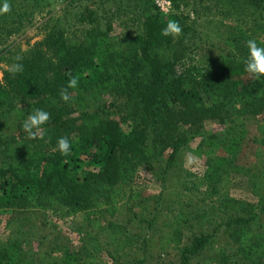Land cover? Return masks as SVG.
<instances>
[{
    "label": "trees",
    "instance_id": "obj_1",
    "mask_svg": "<svg viewBox=\"0 0 264 264\" xmlns=\"http://www.w3.org/2000/svg\"><path fill=\"white\" fill-rule=\"evenodd\" d=\"M146 2L143 33L136 36L118 39L110 35L111 27L95 26L76 39L51 28L29 53L7 61L23 64L24 70L16 74L4 70L0 80V126L7 120L9 127L12 120L15 128L12 134L3 130L6 126L0 129V212H20L36 204L63 209L68 217L86 214L101 225L128 201L141 200L145 186L138 181L140 168L167 154L170 168L197 137L202 138L200 147L205 142L210 147L206 152L210 179L235 170L241 173L237 169L242 146L214 134L204 141L202 124L211 120L236 125L264 116V79L247 73L243 64L246 41L254 38L264 45V39L252 29L230 28L220 35L224 52L219 57L205 63H196L195 57L179 59L172 50L174 38L163 36L161 29L169 19L182 26V18L177 14L165 18L157 6ZM87 17L94 24L90 10ZM4 61L0 57V63ZM246 75L251 78L246 80ZM72 79L77 81L74 88L68 87ZM65 88L68 102L60 97ZM106 95L114 102H105ZM85 96L93 100L91 106L85 104ZM121 98L127 114L121 120L109 117ZM37 108L50 114L41 126L43 139L29 138L22 127ZM61 136L72 145L67 155L56 148ZM220 205L238 254L255 255L254 264H264V234L253 232L250 220L237 215L236 200L224 198ZM182 241L176 235L168 243L179 247ZM209 241L208 236H196L183 251L185 261ZM55 250L60 257L54 264L88 263L81 253L64 247ZM51 254L42 256L41 264ZM22 256L17 240L0 241V264H22Z\"/></svg>",
    "mask_w": 264,
    "mask_h": 264
},
{
    "label": "rangeland",
    "instance_id": "obj_2",
    "mask_svg": "<svg viewBox=\"0 0 264 264\" xmlns=\"http://www.w3.org/2000/svg\"><path fill=\"white\" fill-rule=\"evenodd\" d=\"M156 1L149 0L157 6ZM8 3L10 11L0 14V57L6 60L0 63V80L11 66L7 61L15 62L29 53L51 28L76 39L95 26L102 30L111 27L110 35L118 39L136 36L143 33L142 12L147 6L146 0ZM171 4L167 16L159 10L165 18L173 14L182 18V33L173 39L172 49L179 59L195 57L196 63H205L219 57L224 52V38L220 35L230 28L252 29L264 39V0H171ZM88 10L94 24L89 22ZM250 78L245 76L246 80ZM86 99L85 104L91 106L93 100L89 96ZM102 99L114 102L109 95ZM115 102L118 106L109 110V117L121 120L127 114L126 100ZM9 122L7 127L5 120L0 129L6 126L3 130L12 134L15 128L12 120ZM182 131L186 133L185 128ZM202 132L204 141L214 134L220 140L242 146L237 169L241 173L235 170L210 179L206 155L210 147L206 142L200 147L202 138L197 137L170 168L168 154L151 166L140 168L138 181L145 186L141 200L128 201L114 217H105L101 225L94 221L95 217L90 221L86 214L68 217L63 209L33 204L20 212H0V241L17 240L21 244L22 264H41V257L47 253L53 254L45 264H54L60 257L55 249L61 247L81 253L87 264H254L255 255L245 258L238 254L220 201L236 200L237 215L250 220L253 232L264 234V116L236 125L205 121ZM109 222L118 228L108 227ZM176 235L183 240L179 247L168 243ZM196 236H208L210 241L185 261L183 251ZM126 239L129 245L120 243Z\"/></svg>",
    "mask_w": 264,
    "mask_h": 264
},
{
    "label": "clouds",
    "instance_id": "obj_3",
    "mask_svg": "<svg viewBox=\"0 0 264 264\" xmlns=\"http://www.w3.org/2000/svg\"><path fill=\"white\" fill-rule=\"evenodd\" d=\"M160 10L168 15L171 8V0H157ZM10 11V5L8 0H0V14L8 13ZM163 36H171L176 38L182 33V27L180 23L175 19H169L167 24L161 29ZM246 47L248 49L247 56L243 60L244 70L254 76L257 80L264 79V45L257 42L256 39H248L246 41ZM19 59V57L17 58ZM10 73H21L24 70V66L21 63H14L8 69ZM77 85L76 79H72L68 83V87L74 88ZM60 97L63 101L68 102L71 97L67 91V88L62 89ZM50 118L48 111L44 109H34L27 118L23 121V130L27 133L31 139H43L41 132V126L44 125ZM71 143L69 138L61 136L57 139L56 148L61 155L69 154L71 150Z\"/></svg>",
    "mask_w": 264,
    "mask_h": 264
},
{
    "label": "built area",
    "instance_id": "obj_4",
    "mask_svg": "<svg viewBox=\"0 0 264 264\" xmlns=\"http://www.w3.org/2000/svg\"><path fill=\"white\" fill-rule=\"evenodd\" d=\"M156 5H157L158 8H160L159 5H158V3H157V1H156ZM171 5H172V4H171Z\"/></svg>",
    "mask_w": 264,
    "mask_h": 264
}]
</instances>
